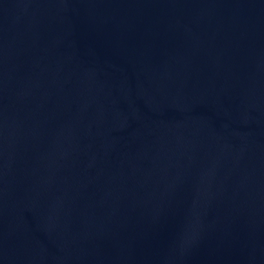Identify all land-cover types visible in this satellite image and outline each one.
Listing matches in <instances>:
<instances>
[{"label":"water","instance_id":"1","mask_svg":"<svg viewBox=\"0 0 264 264\" xmlns=\"http://www.w3.org/2000/svg\"><path fill=\"white\" fill-rule=\"evenodd\" d=\"M0 264H264V0H0Z\"/></svg>","mask_w":264,"mask_h":264}]
</instances>
